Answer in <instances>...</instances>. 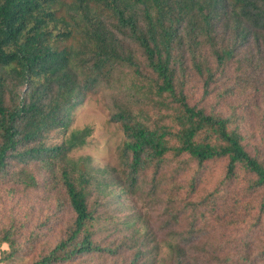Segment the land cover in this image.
<instances>
[{
    "label": "trees",
    "instance_id": "1",
    "mask_svg": "<svg viewBox=\"0 0 264 264\" xmlns=\"http://www.w3.org/2000/svg\"><path fill=\"white\" fill-rule=\"evenodd\" d=\"M193 79L198 88L188 92ZM261 79L264 0H0V182L25 178L35 187L33 173L59 181L74 214L65 238L34 264H70L102 251L92 240L91 182L92 192L98 182L126 191L145 185L147 195L172 187L168 207L183 203L179 213H188L189 226L167 245L168 264H188L184 245L209 233L207 217L220 221L219 211L228 218L200 246L199 264H264V123L256 142L233 106L221 112L239 85ZM255 91L264 106V92ZM91 93L107 94L109 121L123 134L122 180L120 172V179L102 180L86 161L69 158L92 134L90 127L69 130ZM254 101L245 110H259L263 122L264 107ZM59 131L64 139L50 144L49 134ZM215 164L223 178L205 199L192 201ZM165 168L173 173L165 177ZM182 171L189 180L173 182ZM240 174L245 187L228 204ZM172 194L183 195L178 205ZM243 226L263 240L255 253Z\"/></svg>",
    "mask_w": 264,
    "mask_h": 264
},
{
    "label": "rangeland",
    "instance_id": "2",
    "mask_svg": "<svg viewBox=\"0 0 264 264\" xmlns=\"http://www.w3.org/2000/svg\"><path fill=\"white\" fill-rule=\"evenodd\" d=\"M232 69L233 65L227 68L229 77L227 80H234L236 73ZM222 80L223 85L227 84V81ZM261 82L264 83V80L261 79ZM261 82L239 85L235 97L229 98L227 104L221 105V112L227 114V110L233 106L236 114L245 117L246 130L256 134V142H259L257 132H261L260 127L264 120L259 122L257 115L259 110L247 111L245 107L255 103V98L259 108L263 109L264 106H260V102L263 101L259 95L255 97V89L260 88L264 92V85ZM197 88L196 79L188 81L186 86L188 92ZM215 92L214 89L213 93L216 94ZM106 97V93L87 94L80 106L75 109L69 130L90 127L92 134L85 146L69 153V158L80 165L86 161L95 169L97 175L100 176V172L102 173L99 177L102 180L120 179V176L122 180L123 168L119 161V152L123 134L116 123L109 121L108 109L104 102ZM215 99L212 97V100ZM63 139L64 133L59 131L50 133L48 142L58 144ZM260 152L264 155V144L261 145ZM215 165L198 183L192 201H198L203 197L205 199L207 194L218 186L216 184L223 178V170L222 164ZM171 173L173 172L168 170L164 175L167 177ZM33 177L35 187L30 185L31 180L25 178L15 183L5 180L0 182V238L7 235L10 240L8 244L0 242V257H5L0 264H34L65 238L66 230L73 220L74 214L64 191L59 188V181L44 180L36 173H33ZM173 178V182L180 180L184 184L185 180H189V174L182 171L177 178L176 175ZM89 184L85 185L87 186L85 189L90 205L95 210L90 208L95 217L91 226L92 240L103 249L99 254L79 258L70 264H129L133 259H137V264H168L169 262L165 260L167 245L175 244L176 235H183L189 226L188 213H179L183 203L178 207H168L170 203L168 196L169 193H173L172 187L162 185L154 193L147 195L145 185H136L134 189L126 191L124 187H115L113 182L106 188L98 182V191L92 192L90 190L93 188ZM244 187L245 178L240 174L230 183V192L226 194L227 203L231 204L233 196L241 194ZM182 196L174 194L172 203L178 205ZM256 204L257 201L254 200L255 207ZM222 212L219 211L218 214L222 220H226L228 217L222 215ZM207 220L212 230L209 233L204 232L184 245L188 250L186 254L188 264H199L197 258H201L200 246L212 239L214 234L218 236L223 229L222 220L219 221L212 216L207 217ZM198 224L197 226H200ZM242 230V236H246L250 241L254 240L252 249L255 253L263 240L257 237L256 228L248 229L243 226ZM260 236L264 239V234L261 233ZM193 242L195 246L192 245Z\"/></svg>",
    "mask_w": 264,
    "mask_h": 264
}]
</instances>
